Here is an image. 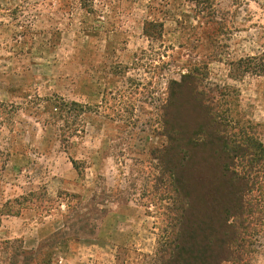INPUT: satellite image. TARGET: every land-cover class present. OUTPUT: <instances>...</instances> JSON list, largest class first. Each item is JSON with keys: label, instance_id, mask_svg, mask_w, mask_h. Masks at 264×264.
Listing matches in <instances>:
<instances>
[{"label": "rangeland", "instance_id": "obj_1", "mask_svg": "<svg viewBox=\"0 0 264 264\" xmlns=\"http://www.w3.org/2000/svg\"><path fill=\"white\" fill-rule=\"evenodd\" d=\"M108 2L0 0V243L65 232L53 264H158L168 80L199 67L228 116L264 126V0ZM254 250L264 264V236Z\"/></svg>", "mask_w": 264, "mask_h": 264}, {"label": "trees", "instance_id": "obj_2", "mask_svg": "<svg viewBox=\"0 0 264 264\" xmlns=\"http://www.w3.org/2000/svg\"><path fill=\"white\" fill-rule=\"evenodd\" d=\"M96 1L105 5L110 0L80 4L93 13ZM157 28L148 23L144 34L160 39ZM203 82L199 67L167 81L159 119L166 142L150 151L158 164L149 189L164 192L168 200L156 261L252 264L255 241L264 236V126L249 128L228 116ZM48 105L60 113L68 106L60 98ZM65 234H53L36 250H26L19 240L0 243V253L7 255L0 263L53 264L68 245Z\"/></svg>", "mask_w": 264, "mask_h": 264}]
</instances>
